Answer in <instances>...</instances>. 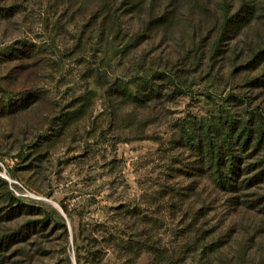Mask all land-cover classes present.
Returning a JSON list of instances; mask_svg holds the SVG:
<instances>
[{
    "label": "rangeland",
    "instance_id": "rangeland-1",
    "mask_svg": "<svg viewBox=\"0 0 264 264\" xmlns=\"http://www.w3.org/2000/svg\"><path fill=\"white\" fill-rule=\"evenodd\" d=\"M0 264H264V0H0Z\"/></svg>",
    "mask_w": 264,
    "mask_h": 264
},
{
    "label": "trees",
    "instance_id": "trees-1",
    "mask_svg": "<svg viewBox=\"0 0 264 264\" xmlns=\"http://www.w3.org/2000/svg\"><path fill=\"white\" fill-rule=\"evenodd\" d=\"M234 166H236V164L234 163V165H233V167ZM238 171V170H237ZM231 173H234L235 175H237L236 174V172H235V169L233 168V170H232V172ZM233 177V176H232ZM222 176H219V175H217V176H215V179H216V181H219V182H221L222 183ZM234 187V186H233ZM244 235V238H246V236H245V234H243ZM236 243L238 244V246H241L242 244L243 245H245V251H243L242 253H243V255H241V257L243 258L242 259V262H247L248 260H247V258L248 257H250V255H248L249 254V247H250V243H254L252 240L250 241L249 239L248 240H242V239H240V237L238 236V239L236 240ZM233 247V246H232ZM221 249V248H220ZM227 251H224V252H221L220 254L221 255H224V256H226V258H227V260L228 261H236V254L234 253V255H230V254H225ZM234 252V251H233ZM241 253V254H242ZM230 257V258H229Z\"/></svg>",
    "mask_w": 264,
    "mask_h": 264
},
{
    "label": "water",
    "instance_id": "water-1",
    "mask_svg": "<svg viewBox=\"0 0 264 264\" xmlns=\"http://www.w3.org/2000/svg\"><path fill=\"white\" fill-rule=\"evenodd\" d=\"M61 210V213L64 215V212L62 211V209H60ZM65 216V215H64ZM66 218V217H65Z\"/></svg>",
    "mask_w": 264,
    "mask_h": 264
},
{
    "label": "crops",
    "instance_id": "crops-1",
    "mask_svg": "<svg viewBox=\"0 0 264 264\" xmlns=\"http://www.w3.org/2000/svg\"><path fill=\"white\" fill-rule=\"evenodd\" d=\"M61 211V210H60ZM63 211V210H62ZM65 215V214H64Z\"/></svg>",
    "mask_w": 264,
    "mask_h": 264
}]
</instances>
